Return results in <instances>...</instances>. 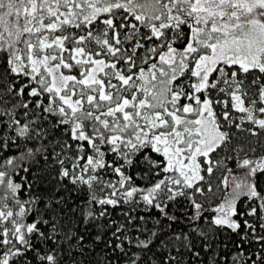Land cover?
<instances>
[{"label": "snow or ice", "instance_id": "1", "mask_svg": "<svg viewBox=\"0 0 264 264\" xmlns=\"http://www.w3.org/2000/svg\"><path fill=\"white\" fill-rule=\"evenodd\" d=\"M0 264H264V0H0Z\"/></svg>", "mask_w": 264, "mask_h": 264}]
</instances>
